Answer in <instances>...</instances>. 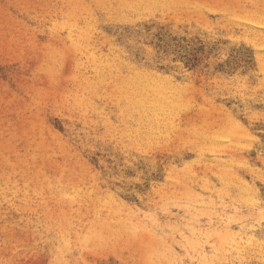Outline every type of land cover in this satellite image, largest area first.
<instances>
[{
    "label": "rangeland",
    "instance_id": "rangeland-1",
    "mask_svg": "<svg viewBox=\"0 0 264 264\" xmlns=\"http://www.w3.org/2000/svg\"><path fill=\"white\" fill-rule=\"evenodd\" d=\"M0 264H264V0H0Z\"/></svg>",
    "mask_w": 264,
    "mask_h": 264
}]
</instances>
